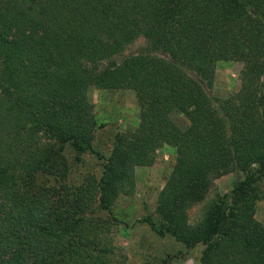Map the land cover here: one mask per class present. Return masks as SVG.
Returning a JSON list of instances; mask_svg holds the SVG:
<instances>
[{"label":"trees","instance_id":"trees-1","mask_svg":"<svg viewBox=\"0 0 264 264\" xmlns=\"http://www.w3.org/2000/svg\"><path fill=\"white\" fill-rule=\"evenodd\" d=\"M139 36L146 52L124 55ZM220 61L243 65L225 100L207 93ZM263 74L264 0H0V264H110L89 212H110L161 145L176 163L142 222L203 246L201 264H264L250 199L264 175ZM92 88L132 91L138 126L116 135L96 187L53 192L37 179L64 174L62 146L90 149L76 136L96 126ZM236 167L243 179L190 224L187 209Z\"/></svg>","mask_w":264,"mask_h":264},{"label":"rangeland","instance_id":"rangeland-1","mask_svg":"<svg viewBox=\"0 0 264 264\" xmlns=\"http://www.w3.org/2000/svg\"><path fill=\"white\" fill-rule=\"evenodd\" d=\"M145 52V40L139 36L126 46L123 53L137 56ZM242 68L243 65L235 61L218 62L213 86L207 89V93L219 100L235 94L240 87ZM261 81L264 83V74ZM88 99L96 126L89 133H79L76 141L90 149L80 152L73 144L62 146L54 167L56 172L64 174L40 176L38 185L53 192L60 190L63 184L72 191L81 186L96 187L112 153L116 135L137 128L139 109L132 91L92 88L88 92ZM58 147L55 144V148ZM176 156L174 147L161 145L153 154L150 165L133 168V188L130 191H127L128 187L122 190L110 212L100 210L97 203L92 206L88 217L102 227L100 234L104 242L97 249L107 248L109 254L105 255V260L108 259L110 264H201L203 246L197 245L186 251L184 245L172 236L159 237L147 223L142 222L149 215L156 219L157 198L175 166ZM243 177L244 174L237 167L232 172L215 177L203 200L187 209L188 222H199L217 195H229ZM250 199L253 218L264 227V175L261 182L252 188ZM228 203V208L235 204L231 197Z\"/></svg>","mask_w":264,"mask_h":264}]
</instances>
